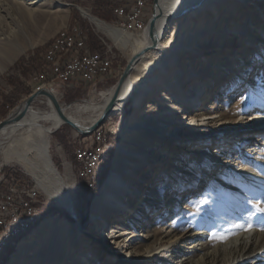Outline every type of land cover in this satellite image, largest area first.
Returning <instances> with one entry per match:
<instances>
[{
	"label": "rangeland",
	"instance_id": "obj_1",
	"mask_svg": "<svg viewBox=\"0 0 264 264\" xmlns=\"http://www.w3.org/2000/svg\"><path fill=\"white\" fill-rule=\"evenodd\" d=\"M50 1H53L52 6L55 7L51 13L46 12L45 10L47 9H44V12H34L32 15L25 13L24 18H22V15L14 6L6 8L0 4V19L6 17L7 21L13 24V31L24 35L26 45H32L18 55L12 63L7 66L5 65V69H0V122L5 120L16 107L40 88L37 87V84L31 82L29 78L23 77L19 70L15 69V64L20 59H24L25 69L30 70L32 66L30 61L34 60L35 64L33 68L38 71V73L41 70L39 74L36 73L38 75L31 78L32 80H41V76L48 73L49 77H56L54 69L45 59V52L48 47L45 51L44 48L51 43L57 32L64 28L70 26H78L81 28L88 37V49L93 53L99 52L106 54L111 61V75L96 84L89 85L67 81L64 83L56 82L51 89L48 88V91L54 93L58 102L66 110H71L77 105L86 103L92 106L100 105L102 103V94L114 88L125 70L128 61L132 57V52L130 50H118L107 37L95 31V28L84 19L76 9L77 7L84 8L93 16L112 25L116 19L111 14L109 10L110 5L107 2L103 0H57L58 4H55L56 2H54V0H49V2ZM215 4V9L198 11V15L190 19L186 28L180 32H174L169 24L164 39V49L148 55L144 62L139 65L135 74L136 87H134L130 96L124 103L123 114H113L107 119L104 125L101 126L106 134V137H104L102 141V148L105 149L101 150L102 160L93 166L95 171L93 173L94 182L91 184V190H86L84 188L82 176L78 174V170L75 167L74 151L78 146L84 144L89 145L91 140H95L94 133L86 137L81 136L69 126L63 125L50 135L49 154L52 163L58 170L60 176L62 178L66 177V180H69L67 184L69 183L68 185L70 186L74 208L79 218V233L81 237L80 240L74 243V246H76L79 252L78 255L81 254L82 250L90 251V256L96 259V264L121 263L119 261V251L114 249L112 245L108 246V249H106L100 245L97 241V237H95L94 240L87 239V234L90 232L93 233V228L102 225L101 221L104 220L98 218L94 200L100 193L112 169L115 168L124 183L127 182V178L133 177L134 184H136V186L138 185L141 189L139 191H133V195L135 196H141L142 192L148 196H152V192H157L161 193V196L163 195L162 192L166 189L163 183L164 180L161 179L163 177L160 174L161 169L149 171L150 174L143 179L141 176H146L148 172L146 167L149 166L150 163L148 162L144 166L142 165L141 168L136 169L131 161V155L123 154L119 152L117 148L122 142L125 146V150L131 152L132 149H137L139 146V148H142L141 146L146 142V136L136 132H133V134L124 141V125L130 120L137 121L139 119L140 114L145 111V106L153 97V93L156 92L155 88L159 87V83L162 80L172 83L174 76L182 79L184 81L181 87L182 92H187L198 83V85H200L202 82H211L210 86H204L206 90L205 102H202V104L200 102L199 106L195 108V110H199L200 114L209 112L213 105L218 106L220 111L226 114L231 113L234 108L237 110H248L255 106L256 103L251 101L252 93L249 91L247 85L252 84L253 88L256 90H259L261 87L264 88V33L260 31L264 26V0H246L242 2L240 8H237L238 15L230 17H226L228 11H226L223 4ZM69 5L73 7H69ZM153 12V0H148L147 17L145 19L146 26ZM216 15H222V17H224L226 22L224 30L228 34L236 33V31L233 30L240 29L243 24L245 25L244 30L246 33L238 32L236 33L238 34L236 38L224 40L225 43L223 42L220 46L218 42L214 41L217 39L222 40V38H220V32L223 30V28H221L222 30L218 29V26L214 23ZM178 19L179 17H176L172 19L170 23ZM23 32L26 33L27 37ZM127 32L131 33V35L133 34V36H137L140 40L145 41L146 39L145 31L140 34ZM243 38L248 39L245 42L246 44ZM259 38H262L263 41H259ZM258 50L261 52L263 51V59L261 60L257 56ZM208 52H210V54H207ZM226 60L238 61L237 68L240 71V75L238 74L237 76L233 73V70H228L227 74L223 77L218 76L215 78V73L221 69L219 63L223 66L226 64ZM41 61L42 64L44 62L42 66H40ZM188 63L190 66L187 65ZM176 69L180 71V74L175 73ZM191 71L193 73L189 74ZM15 80H19L24 87L21 89L18 88V86L14 87L12 82ZM196 80H199L198 83H194ZM143 83H146L148 87L152 88L138 101V106H136L135 102H137L140 97V86ZM23 89H29L31 91L30 94H21L20 92ZM158 91L159 90H157V92ZM9 101H13V108L11 109L5 107V104ZM45 102L46 100H42V102L33 104L34 110H40L42 112L47 111L49 108ZM257 106L260 105L257 104ZM155 109L159 110L161 108L156 105ZM5 111L8 113L4 117L3 113H5ZM95 115L96 113L87 111L77 114L75 117L86 119L87 117H94ZM227 132L228 137H217L215 135L216 132H212L211 134L214 135L213 138L217 139L209 140L204 143L205 148L207 147L206 154L209 155L207 159L208 163H200L202 171L200 170L195 173L196 178H194L191 172L188 173L187 176L182 174L183 162L180 163V161L174 159L179 150H173L175 147L170 146L168 151L174 156L171 158V167H166L165 169L168 171L170 170V173H172L171 175L184 176L188 181H191V185L188 187L189 193L183 196L179 195V199H177L178 202L170 204L167 210L164 209L165 206L163 208H156L148 215V218L144 219L146 222L144 225L142 213L139 211L137 205L129 214L128 212L121 215L111 213L108 215L105 227L111 229L119 222L131 223L135 218L141 219L140 224L137 226V234L132 244L128 247V250L143 248L141 239L146 238L147 232H152L160 226L164 227L162 228L163 232L169 227H174L175 236L159 244L160 247L167 249L162 264H178L179 259L176 260V258L179 255L182 256L181 258L184 262L189 264L190 262L194 263L197 261L205 252H202L199 248L192 250L189 245L178 247L179 243L183 238L189 235H196L203 232V223L208 218H211L214 222L213 231L210 233L209 237L206 238V241L212 246V244L214 245L219 242V238L228 236V234H223L222 230L225 226V222L231 223L234 213L239 214V212L236 211V207H239L240 210L242 209L241 212L244 219L250 216L252 222L255 216L259 214L264 216V212L259 211L260 208H264V200L260 203L256 201H245L244 203L242 201L241 205V203H238L239 198L236 199L235 195L229 196L224 194L226 195L224 197V195H220L219 193L222 191L218 188L220 180L231 170L230 165L227 163L232 165L233 162L231 158L223 161V157H220L222 159V161H220L218 157H216L215 152H221L220 150L217 151V148H222L224 151L228 150L234 141L238 139L237 136H242L241 133H238L234 128H230ZM4 138L3 136L0 137V148L6 145L7 139ZM256 138H259V140L263 139V137H258V135L255 136V139ZM255 139L253 141L250 139L249 142H255ZM243 142L244 141L238 142L237 140V144L241 145L239 155H243L244 153L245 148H243ZM252 144L254 145L257 143ZM259 144H264V141L262 140ZM233 147V149H235L236 143ZM193 148L195 147L193 146ZM257 148L263 150V146H258ZM180 153L196 157L193 151L192 153L189 152V149H185L183 152L180 151ZM234 154H236V152H231V157L234 156ZM180 155L182 154H179V156ZM159 165L161 167L164 166L163 163ZM127 169L130 172L126 171ZM203 170L207 171L206 180L204 181L202 180V178L205 177ZM10 175H13L19 185L28 184L30 187L36 189L38 192V211L40 219L27 233L13 240L6 246L4 253L0 256V264H8L11 260V256L16 253L20 242L25 240L33 231H36L35 237L27 241L25 243L26 245L22 248L23 254L20 255L21 264H48L45 262V258L50 253V250L54 247L55 243L56 245H61L60 239L63 232L62 221H67L69 225L67 229H73L76 219L60 206L50 202L46 195L37 187L31 176L19 165L12 163L0 169V178H3V182ZM140 178L143 179L141 182L138 181ZM207 181L208 184H206ZM256 193H261L259 187H253V185H251L245 190L244 194L252 196ZM144 194L143 198L146 197ZM223 200H226V202ZM168 210L171 211L169 215ZM46 221H52V228L45 230L42 228V224ZM263 243L264 238L260 237L255 249L261 248L264 245Z\"/></svg>",
	"mask_w": 264,
	"mask_h": 264
},
{
	"label": "bare ground",
	"instance_id": "obj_2",
	"mask_svg": "<svg viewBox=\"0 0 264 264\" xmlns=\"http://www.w3.org/2000/svg\"><path fill=\"white\" fill-rule=\"evenodd\" d=\"M104 1L107 2L110 5V9H112L113 0ZM240 1L157 0V4L154 6V12L158 14L155 25L157 43L154 48H151L152 40L148 29L150 20L144 30L146 39L143 41L137 36L131 35V33L105 23L93 16L88 10L77 7L80 15L95 28V31L107 37L118 50H130L132 56H134L143 50L151 49L146 51L133 65L132 71L124 80L113 101L112 98L114 96L115 86L102 94V103L100 105L92 106L86 103L77 105L71 110H66L58 102L53 92L48 91L46 87H40L34 93L38 90L50 92L57 101L61 114L57 112L53 103L46 96L39 95L29 105L24 106L25 101H23L16 107L9 116L12 118L19 117L12 124L5 127L0 133V137L3 136L7 139L6 145L0 148V169L12 163L19 165L31 176L37 187L46 195L50 202L60 206L76 219L73 229H67L69 227L67 221H62L63 232L60 239L61 245H56L55 243L48 256H46L45 262L48 264H96V259L91 258L90 251L82 250L81 254L78 255L79 252L76 246H74V243L80 240L81 237L79 233V218L74 208L70 186L68 185L69 183L67 184L69 180H66V177L62 178L52 163L49 154L50 135L58 128L65 125L64 118L69 120L72 124L77 125L80 129H85L94 125L111 102L112 107L110 116L118 113L123 114L124 103L130 96L134 87H136L135 74L139 65L144 62L148 55L164 49V39L169 24L174 32H180L186 28L190 19L198 15V11L215 9V3L224 5L226 11H228L226 17L236 16L238 15L237 8H240L242 2L246 0ZM52 2L53 1L49 2V0H0V4L6 8L14 6L22 15V18H24L25 13L32 15L34 12H44V9H47L45 10L46 12L51 13L55 8L52 6ZM54 2L58 4L57 0H54ZM118 6H126V0H118ZM176 17H179V19L170 23V21ZM214 23L218 26V29L223 28L220 32V38H222V40H214L218 42L220 46L223 44L224 40L236 38L238 35L236 33H246L244 30L245 25L243 24L240 29L233 30L236 31V33L228 34L224 30L226 22L222 15H216ZM12 25V23L7 21L6 17L0 19L1 70L5 69V65L7 66L12 63L13 60L28 47L32 46L26 45L24 35L15 33L12 29ZM76 29L77 26H70L58 31L47 48V50H53L51 58L50 54H46L47 50L45 52V59L54 69L55 76L57 67H64V63L69 62L70 54L76 49L75 40H71L73 38V33H76ZM260 31L264 33V26ZM243 40L245 43L248 39L243 38ZM258 40L263 41L262 38ZM262 53L263 51H257V56L260 60L263 59ZM207 54H210V52ZM225 62L226 64L223 66L219 63L221 69L215 73V78L218 76L223 77L227 74L228 70H233V73L238 76L240 73L237 68L238 61L226 60ZM187 65L190 66L189 63ZM175 71L176 74H180L178 69ZM192 73L191 71L189 74ZM198 81L199 80H196L194 83H198ZM183 83L184 81L182 79L175 76L172 83L162 80L159 83V87L155 88L156 92L154 91L153 97L145 106V111L140 114L139 119L137 121L130 120L125 123L123 133L124 141H126L133 132L140 133L146 136V142L141 146L142 148H139V146L137 149H132L131 152H127L122 142L117 147L119 152L131 155V161L136 169L141 168L142 165L144 166L148 162L150 163V165L146 167L148 169L146 176H141L143 179L150 174L149 171L161 169L160 174L163 176L161 179L164 180L163 183L166 187L162 192L163 195L160 196L161 193L157 192H152V196H148L143 192L139 197L133 195V191L141 190L138 185L137 187L136 184H134L133 177L127 178V182L125 181L126 183H124L122 182L120 174H118L114 168L110 171L100 193L94 200L97 216L104 220L101 221L102 225L93 228V233L90 232L87 234V239L94 240V238L97 237V241L106 249H108V246L112 245L114 249L119 251L120 264H162L167 249L160 247L159 244L164 240L173 238V236H175V229L174 227H169L163 232L162 228L164 227L160 226L152 232H147L146 238L141 239L143 248L128 250V247L132 244L137 234V226L140 224L141 219L135 218L131 223L119 222L116 225L114 224L115 226L111 229H107L105 223L108 215L111 213L121 215L127 212L129 214L137 205L139 211L142 213L144 225L146 223L144 219L148 218V215L156 208H163L165 206L164 209L167 210L170 204L178 202L177 199H179V195L183 196L189 193L188 187L191 185V181H188L184 176H187L188 173L191 172L194 178H196L195 173L201 170L200 163H208L207 159L209 155L206 154L207 147L205 148L204 143L209 140L217 139L213 138L214 135L211 134L212 132H216L215 135L217 137H228L227 131H229L230 128H234L238 133H241L242 136L238 135L237 140L238 142L244 141L243 148H245L243 155H239L241 145L237 144V140H235L234 143H236L237 148L234 149L233 152H236V154L232 157L229 151L226 152L222 148H217V150L219 149L221 152H215V155L220 161H222V159L224 161L231 158L233 162L232 165L227 163L230 165L231 170H228L229 173L227 172L218 185V188L222 190L219 192L220 195H235L236 199L239 198L238 203H241V205L242 201L244 203L245 201H256L260 203L264 200V144H259L262 140L264 141V88L261 87L259 90H256L253 88L252 84L247 85L249 91L252 93L251 101L256 103L255 106L248 110H237L234 108L231 113L226 114L225 112L222 113L218 106L213 105L209 112L200 114L199 110H195V108L199 106L200 102L201 104L205 102L206 90L204 86H210L211 82H202L200 85H198V83L187 92H182L181 87ZM151 88L152 87H148L146 83L140 86V97L137 102H135L136 106H138V101L141 100ZM157 90L159 91L157 92ZM42 100H46L45 103H47L49 109L45 112L34 110L33 104L42 102ZM257 104L260 106H257ZM156 105L161 109L156 110ZM87 111H92L96 113V115L94 117H87L86 119L75 117V115ZM21 112L22 115H20ZM257 135L258 137H263V139H255ZM94 136L96 138V133H94ZM250 139L251 141L255 139V142H249ZM252 143L257 144L253 145ZM170 146L175 147L173 150H179L177 153L178 156L176 155L174 159H177L180 163L183 162V177L180 175H171L172 173H170V170L168 171L165 169L166 167H171V158L174 156L168 151ZM193 146L195 148H193ZM258 146H263V150L257 148ZM185 149H189L191 153L193 151L196 157L180 153V151L183 152ZM101 153V150L94 151L93 166L102 160ZM179 154L182 155L179 156ZM220 157L223 158L221 159ZM160 163H163L164 166L161 167L159 165ZM126 171L129 170L127 169ZM203 174H205V177L202 178L204 181L206 180L207 171L203 170ZM143 179L140 178L138 181L141 182ZM206 184H208V181ZM251 185H253V187H259L261 193H256L252 196L244 194L245 190ZM143 194L146 197L143 198ZM226 195H224V197ZM223 201L226 202V200ZM236 211L239 212V214L234 213L231 223L225 222V226L222 230V233L228 234V236L219 238L217 244H212V246H210V243L206 241V238L209 237L214 227V222L211 218H208L203 223V232L196 235H189L181 240L178 247L189 245L192 250L199 248V250L205 252L197 261L194 263L190 262L189 264H264V245L261 248L259 247V249H255L258 239L260 237L264 238V216L259 214L254 217V221L252 222L250 216L249 218L247 217V219L242 217V209L240 210L239 207H236ZM170 213L171 211L168 212V215ZM32 216L37 217L34 222L28 224L27 227L14 231L12 236L2 244L0 256L4 253L8 244L27 233L31 227L38 222L40 219L38 209H32ZM52 224V221H46L42 224V228H44V230L50 229L52 228ZM35 233L36 231H33L25 240L20 242L16 253L11 256V260L8 264H21L20 255L23 254L22 248L26 245L25 243L27 241L35 237ZM181 257L182 256L179 255L176 260L179 259L180 264H187Z\"/></svg>",
	"mask_w": 264,
	"mask_h": 264
},
{
	"label": "built area",
	"instance_id": "obj_3",
	"mask_svg": "<svg viewBox=\"0 0 264 264\" xmlns=\"http://www.w3.org/2000/svg\"><path fill=\"white\" fill-rule=\"evenodd\" d=\"M104 1V0H103ZM148 0H126V6H118V0H113V7L109 9L115 17L112 26L125 32L142 33L146 26ZM76 49L69 56V62L64 67H57L56 77L43 74L41 80H32L37 87L52 88L56 82H78L83 84H96L111 75V61L106 54L91 52L87 47L88 37L77 26L73 33ZM46 54L53 55V50H47ZM44 64V62H43ZM42 64V65H43ZM96 140L90 144L78 146L74 151L75 167L78 174H82V183L86 190H91L93 182V158L95 150L102 148L103 138L106 137L103 127L98 128ZM0 178V248L2 244L12 236L13 232L34 222L37 217L32 216V209H38V192L27 185H19L13 175L5 181Z\"/></svg>",
	"mask_w": 264,
	"mask_h": 264
},
{
	"label": "water",
	"instance_id": "obj_4",
	"mask_svg": "<svg viewBox=\"0 0 264 264\" xmlns=\"http://www.w3.org/2000/svg\"><path fill=\"white\" fill-rule=\"evenodd\" d=\"M153 3H154V6H156L157 0H153ZM69 7H73V6L69 5ZM76 9L78 10V8H76ZM157 19H158V14H156L154 12L152 14V17H151V19L149 21V24H148V29L150 31V38L152 40L151 48H154L156 46V43H157V37H156V33H155V25H156ZM151 48H149V49H151ZM149 49L143 50L140 53L132 56L131 59L128 61L125 70L123 71L122 75L120 76L118 82L115 85V91H114V96L112 98V101L116 98L118 90L120 89V87L123 84L124 80L128 77V75L132 71L133 65ZM39 95L46 96L53 103V105L56 108L57 112L59 114H61L59 105H58L57 101L55 100V98L53 97V95L50 92H47V91H44V90H38L36 93L31 94L25 100L24 106L29 105ZM111 107H112V102L106 107V109L104 110V112H103L102 116L99 118V120L94 125H92V126H90L88 128L80 129L77 125L72 124L69 120H67L65 118H64V124L69 126L70 128H72L74 131H76L81 136H85V137L86 136H90V135H92V133L94 131H96L98 128H100L102 125H104V123L107 121L108 118H110ZM20 115H22V112H21ZM18 117L19 116H17L16 118H12L11 116H8L5 120L1 121L0 122V133L5 127H7L8 125L12 124Z\"/></svg>",
	"mask_w": 264,
	"mask_h": 264
},
{
	"label": "trees",
	"instance_id": "obj_5",
	"mask_svg": "<svg viewBox=\"0 0 264 264\" xmlns=\"http://www.w3.org/2000/svg\"><path fill=\"white\" fill-rule=\"evenodd\" d=\"M109 22V21H108ZM49 45V44H48ZM48 45L47 46H45V48H44V51L46 50V48L48 47ZM30 64L32 65L31 66V69L30 70H27V69H25L24 68V66H25V61H24V59L22 58V59H20L16 64H15V69H17V70H19L20 71V73L23 75V77H25V78H31V77H33L36 73H38V71H36L33 67H34V64H35V62H34V60H31L30 61ZM40 66H42V61L40 62ZM41 69H42V67H41ZM13 84V86L14 87H16V86H18V88H22V87H24V85L21 83V82H19V80H15V81H13L12 82ZM30 90L29 89H23L20 93L21 94H30ZM5 107L6 108H8V109H11V108H13V101H9V102H7L6 104H5ZM7 111H5V113H3V115H4V117L7 115ZM99 188V187H98Z\"/></svg>",
	"mask_w": 264,
	"mask_h": 264
},
{
	"label": "snow or ice",
	"instance_id": "obj_6",
	"mask_svg": "<svg viewBox=\"0 0 264 264\" xmlns=\"http://www.w3.org/2000/svg\"><path fill=\"white\" fill-rule=\"evenodd\" d=\"M259 211L264 212V208H260Z\"/></svg>",
	"mask_w": 264,
	"mask_h": 264
},
{
	"label": "crops",
	"instance_id": "obj_7",
	"mask_svg": "<svg viewBox=\"0 0 264 264\" xmlns=\"http://www.w3.org/2000/svg\"><path fill=\"white\" fill-rule=\"evenodd\" d=\"M40 72H41V70L39 71V73H40ZM39 73H38V74H39ZM38 74H35L34 76H36V75H38ZM34 76H33V77H34ZM31 78H32V77H31ZM31 78H30V80H31Z\"/></svg>",
	"mask_w": 264,
	"mask_h": 264
}]
</instances>
